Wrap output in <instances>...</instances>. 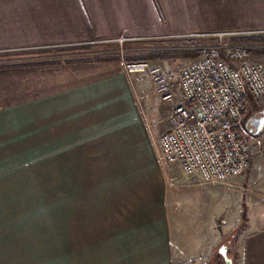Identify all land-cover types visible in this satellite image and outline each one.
I'll use <instances>...</instances> for the list:
<instances>
[{"label": "crops", "instance_id": "obj_1", "mask_svg": "<svg viewBox=\"0 0 264 264\" xmlns=\"http://www.w3.org/2000/svg\"><path fill=\"white\" fill-rule=\"evenodd\" d=\"M167 8L163 0H0V50L190 33L153 31L170 25ZM93 64L79 82L0 105V264H224L216 251L234 231L232 264H264V198L247 213L255 200L240 191L244 175L199 184L159 158L155 139L170 126L179 89L172 103L155 98L156 115L151 80L147 92L120 60Z\"/></svg>", "mask_w": 264, "mask_h": 264}, {"label": "built area", "instance_id": "obj_2", "mask_svg": "<svg viewBox=\"0 0 264 264\" xmlns=\"http://www.w3.org/2000/svg\"><path fill=\"white\" fill-rule=\"evenodd\" d=\"M259 35H264V29L185 34L215 43L198 46L201 54L180 68L181 99L168 113L170 126L156 142L159 158L178 164L182 174L196 183L224 184L249 165V144L238 131L248 107L264 96V63L249 53L264 43L234 39ZM121 61L126 73L150 77L158 102L174 101L175 93L158 65Z\"/></svg>", "mask_w": 264, "mask_h": 264}, {"label": "rangeland", "instance_id": "obj_3", "mask_svg": "<svg viewBox=\"0 0 264 264\" xmlns=\"http://www.w3.org/2000/svg\"><path fill=\"white\" fill-rule=\"evenodd\" d=\"M163 1H166V3L168 4V8L166 11H168L169 13L166 14V16L167 23H169L170 25H166L165 29L157 28L153 29V31L176 32V34H179L180 32L184 31H191L190 33H201L222 30H246L240 28L255 26L257 23L264 24V0H247L250 1V4H245L246 2H243L242 0ZM148 31L152 30L148 29ZM174 34L175 33H173L168 38L150 39L146 41L130 39L119 41V37L116 39H108L105 41L101 40L100 42L96 43H85L87 47L69 45L5 49L0 50V53L11 52L13 54L0 55V65L18 64L27 61H60L57 64L41 65L40 69L44 71H37L38 69L36 70V74L33 78L36 79L34 83H29V85H25L27 83L21 85L18 84L17 81L13 83L14 85H17L18 88H21L20 90H26L25 93H23L22 97H32L35 96L34 94H36V96L47 94L48 92H52L53 90H57L58 88H64L68 84L79 82L81 80V76L92 75L95 72H91L90 74L88 72H90L91 69H94L96 67L97 64H93V62L98 61L92 62L87 59L93 58L94 56L99 54L113 55L115 56L113 60L125 61L127 56H139L140 54L150 51H171V54L168 57H165L162 60H152L151 62H149L152 64H156L160 67L161 71L166 77L167 83H169L168 85L171 87L173 92L175 91L178 93L180 91L178 84L179 70L186 62L193 59L191 57L181 56L179 55V52L185 50L198 51V46H208L214 44L215 40L210 38L189 37L185 35L174 36ZM76 36V34H72L69 36L68 39H71L72 37ZM39 39L43 40L41 37H39ZM257 43L255 42V44ZM38 48H49L51 51L39 54H14L17 51H28ZM250 56L253 59H259L264 63V56L256 57L255 55L251 54ZM47 66L50 68L49 71H45ZM82 69H85V71H81ZM139 76H141L140 78L142 84L146 88V91L150 92V77L145 73ZM45 78H47L48 80L46 81ZM10 93L11 92L9 90L2 91L0 89V105L6 103L4 98L7 99V97L11 95ZM17 94H19L18 91ZM152 97L149 98L150 105L148 106V108H150V110L157 115L159 113L158 111H160L159 108H161L162 106L155 100L154 96ZM263 104L264 96L253 101L247 109L246 116L254 112L255 109H257L259 106H262ZM240 133L242 138L249 144V148L251 147V164L249 166L250 171L246 172L245 174L240 173L236 176H239L238 178H240V176L244 175V178L241 177L240 179V188L242 186L240 191L243 194L248 191L249 193L246 194L245 197L248 196L251 200H255L253 203L251 202L252 204L249 206V211H247V213L252 214L256 212V210H258L256 206V200L260 199L261 197L263 201L264 198V162H260V159L263 155L259 157V154L262 153V150L264 148V143L262 142V139L258 138L261 133L255 136L250 135L244 130V127L240 131ZM156 140L157 139H155V143L157 145ZM157 149H159L158 145ZM261 185L263 186L261 187ZM229 186L231 187L227 186L225 188V191L227 194L234 196V190L232 191L229 189L235 188V186ZM236 197L238 198V196Z\"/></svg>", "mask_w": 264, "mask_h": 264}, {"label": "trees", "instance_id": "obj_4", "mask_svg": "<svg viewBox=\"0 0 264 264\" xmlns=\"http://www.w3.org/2000/svg\"><path fill=\"white\" fill-rule=\"evenodd\" d=\"M235 41H253V42H260L264 43V35H259V36H251V37H240L234 39ZM77 46H82V47H87V45H77ZM57 48V47H55ZM81 48V47H78ZM68 49V48H67ZM51 50L49 48H41V49H33V50H28V51H17L14 54H24V53H47L50 52ZM179 52V51H178ZM251 55H255L256 57H261L264 56V47H258L251 49L249 51ZM13 53L11 52H6V53H0V55H11ZM171 54V51H150L146 52L143 54H140L139 56H127L126 60H147V61H152V60H162L165 57H168ZM201 54V51H190V50H185V51H180L179 55L181 56H187L191 58H195ZM115 58L113 55L109 54H99L94 56L93 58H88L87 60L89 61H111ZM60 61H48V62H36V61H27V62H22L18 64H8V65H0V89L2 91L4 90H9L11 93L10 96L7 97V99L4 98L5 104H11V103H16V102H21L23 100L31 99L36 96L29 97V96H24L22 97L23 93L25 91L20 90L21 88H18L17 85H14L16 81L18 84L21 85H29V83H34L36 79H33L35 76V72L37 71H44L40 69L41 65L45 64H57ZM49 71L50 68L47 66L45 71ZM46 73V72H44ZM16 79V80H12ZM47 81L48 79L45 78ZM33 90V89H32ZM17 91L19 94H17ZM260 107V106H259ZM244 125L242 126L243 129ZM241 129V130H242ZM238 131L239 137L242 138L240 131ZM245 130V129H244Z\"/></svg>", "mask_w": 264, "mask_h": 264}, {"label": "water", "instance_id": "obj_5", "mask_svg": "<svg viewBox=\"0 0 264 264\" xmlns=\"http://www.w3.org/2000/svg\"><path fill=\"white\" fill-rule=\"evenodd\" d=\"M244 129L250 135H258L264 130V104L254 112L249 114L244 121ZM235 235V231L231 233L217 248L216 254L220 255L224 261V264H232L233 258L228 255V252L232 248V241Z\"/></svg>", "mask_w": 264, "mask_h": 264}]
</instances>
